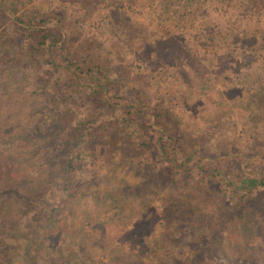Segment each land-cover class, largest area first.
Here are the masks:
<instances>
[{
    "label": "rangeland",
    "instance_id": "1",
    "mask_svg": "<svg viewBox=\"0 0 264 264\" xmlns=\"http://www.w3.org/2000/svg\"><path fill=\"white\" fill-rule=\"evenodd\" d=\"M230 3L0 0V37L15 32L12 21L46 13L70 26L69 37H75L78 44H104L114 64L129 74V85L172 108V121L183 137L180 146L184 152L194 149L195 155L193 159L179 154L177 163L186 161L183 169L173 177L163 176V181L155 176L156 182L146 191L135 190L126 202L107 197L99 201L97 191H112L118 178L148 182L145 165L163 166L152 151L142 157L138 171L118 167L122 148L119 143L111 148L105 137V150L77 167V183L83 181L79 192L74 198L67 194L61 198L58 214L51 222L43 221L38 218L40 209L34 210L28 199H17L9 190L28 197L30 203L45 193L62 196L57 179L46 180L60 169V163L50 167L46 151L70 134L80 112L75 108L72 116H66L64 130L36 135L43 124L46 91L28 65L5 66L0 70V239L12 223L26 229L21 240H17L19 232L7 238L11 253L5 264L15 263L24 253L17 243L24 245L26 240L27 253L36 256L38 263L63 252L60 264H71L68 253L74 251L75 262L80 264H122L127 255L131 264H249L243 252V229L239 225L232 231L226 225L232 216L225 213L223 202L228 204L226 209L242 204L237 181L257 179L264 170V122L260 120L264 118V91L248 89V81L255 77L264 86V45L254 58L241 55L253 34L264 32V12ZM12 50L0 46V66ZM91 120L86 118L82 124L93 131ZM195 159L197 164L191 165ZM92 173L99 176L93 183ZM55 199L47 202L56 205ZM132 232L135 240H125ZM251 239L264 245V233ZM198 250L203 259L191 262L188 257Z\"/></svg>",
    "mask_w": 264,
    "mask_h": 264
},
{
    "label": "trees",
    "instance_id": "2",
    "mask_svg": "<svg viewBox=\"0 0 264 264\" xmlns=\"http://www.w3.org/2000/svg\"><path fill=\"white\" fill-rule=\"evenodd\" d=\"M230 1L232 7L264 12V0ZM197 2H200V0H197ZM197 8L201 10V4ZM12 24L15 32H5L0 37V46L8 45L13 49L11 56L1 60L3 64H1L0 70L5 69V66L10 68L13 64L28 65V67L35 70V81L43 91H46L47 96L43 124L36 129L35 134L54 135L59 130H64L66 116H72L75 108H78L80 112L79 117L73 120V124L68 131L70 134L46 151L49 160L47 163L50 167L60 163V169L53 172L52 175L50 173L46 180L50 182V180L56 178L59 187L63 191L62 196L52 194L53 192L45 193L35 198L38 204L35 201L28 202L31 199L23 196L18 191L9 190L10 193L17 196V199H28L26 203L31 208L34 206V210L40 209L38 218L41 217V220L51 222V218L55 217L61 210L62 199L66 194L71 198L76 196L83 185V181L77 183L79 181L77 180L79 174L77 167H80V162L83 164L88 160L96 159L98 153L105 150L103 148L108 144L104 140L105 137L111 143V148L117 143L122 148L121 156L117 162L118 167H136L137 170L142 157L150 152L152 153V151L155 159L157 158L163 166L157 169L152 162L145 165L148 173L144 175H148L146 178L148 182L122 181L121 179L124 176L118 178V182H116V186L112 191H97V194L100 195L98 197L99 201L107 197L113 198L114 201L126 202L128 198L135 196V190L146 191L150 184L156 182V180L154 181L155 176L160 175L163 181L166 180L163 176L173 177L180 169H183L186 161L177 163L175 157L179 154L185 158L194 159V149L185 150L184 152L182 146H180L179 142L183 140V137L172 121V108L163 105L164 102H157L153 96L144 94L129 85V74L122 70L121 66L114 64L107 50L105 52L104 44H95L88 41L78 44L74 39L75 37H69L70 26L64 24L63 20H60L57 16L46 13H37L34 17L28 14L25 18L12 21ZM73 25L77 26L75 22H73ZM76 44H78V48H75ZM231 45L238 46L240 43L239 41H231ZM263 45L264 32L253 34L248 42L244 44L245 51H241V55L244 59L245 57L254 58L263 49ZM15 54L16 59L13 60ZM159 54L164 55L162 51H159ZM24 56L27 61L24 60ZM159 63L161 62H157V64ZM254 80L248 81L250 86L248 89H255L257 92L262 93L264 86L261 85L260 78L255 77ZM86 118L92 119L90 124H94L93 131L88 130L86 124H82V121ZM260 120L264 122L263 117ZM87 148L90 149V152L87 151ZM204 157L205 155L199 157V160ZM1 159L3 157H0ZM197 161L198 159L189 162H192L191 165H196ZM263 174L262 176L259 175L260 177L257 179L237 181V191L242 198V204L237 203L234 208L229 207L226 209L228 204L223 202L225 213L232 216L231 219H227L226 225L230 226L232 231L239 225L243 229L241 230V233L244 234L243 252L246 253L245 258L248 259L249 264H264L263 243L258 245L256 241L251 239V237L264 233ZM102 179L110 181L108 177ZM94 180H99V176L92 173L90 181L93 183ZM48 199L51 201L55 199L57 201L56 205H50L47 202ZM35 220L30 218L29 222L34 223ZM9 226L5 231L6 237L0 239V264H5L3 260L11 253L7 249L9 248L6 244L7 238L13 236L16 232H19L17 240H21L22 235L25 237L26 229L16 223ZM135 238L136 236L132 232L129 237L124 239L132 241ZM28 242L26 240L24 245L17 243V246L23 248L25 253ZM27 251L29 250H26L25 254L18 255L15 258V263L7 261V264H19V262L22 264H25L24 262H27L26 264H60L63 261L61 260L63 252L57 253L54 258L51 257L38 263V260H35L36 256H30ZM18 253L15 252L14 254ZM73 253L74 251L68 253L69 259L73 261L71 264H80L75 262ZM188 258L191 262H199L203 259V256L201 251L198 250L192 257ZM20 259L23 261H20ZM129 260V255H127V259L125 258L122 264H131ZM63 264L69 263L66 261ZM134 264H141V261Z\"/></svg>",
    "mask_w": 264,
    "mask_h": 264
}]
</instances>
